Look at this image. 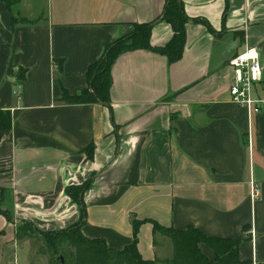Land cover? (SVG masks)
I'll return each instance as SVG.
<instances>
[{"label":"crops","instance_id":"0c3cea01","mask_svg":"<svg viewBox=\"0 0 264 264\" xmlns=\"http://www.w3.org/2000/svg\"><path fill=\"white\" fill-rule=\"evenodd\" d=\"M165 2L0 0V112L9 121L0 129V263L29 241L49 264L35 230L78 221L65 188L90 179L81 193L88 238L121 249L131 220L148 218L238 238L240 259L264 264V111L229 95V60L251 46L261 72L252 95L264 99V0H182L190 19L177 61L126 51L112 65L108 105L61 98L89 89L88 67L134 24L151 22L150 43L165 45L173 33ZM25 223L34 233L17 239ZM137 248L144 259L172 255L171 240L148 221Z\"/></svg>","mask_w":264,"mask_h":264},{"label":"trees","instance_id":"16d2710c","mask_svg":"<svg viewBox=\"0 0 264 264\" xmlns=\"http://www.w3.org/2000/svg\"><path fill=\"white\" fill-rule=\"evenodd\" d=\"M9 6L11 0H3ZM13 18V17H12ZM14 19V18H13ZM24 20V18H19ZM162 19L169 23L173 33L169 41L163 46L152 45L150 43L151 22L134 24L129 33L116 39L110 40L105 44L101 56L95 60L87 69L89 77V89L84 88L79 93L70 95L64 92L61 97L63 100L81 103L100 101L108 105L110 102V86L112 82L111 68L117 57L126 51L145 49L164 55L168 62L177 61L184 49L185 24L190 19L185 14L182 0H166ZM16 19L13 20V23ZM8 118L0 112V129H7L9 126ZM90 179H86L81 185H68L65 194L71 197L79 206L80 218L78 221L69 225L68 228L55 231H39L44 236L46 244H41L39 252L51 251L52 259L49 264H247L239 257L238 238H226L211 236L203 233L193 225L184 229L173 228L158 224L152 219H132V241L121 249L110 248L105 240L88 238L81 233L80 224L85 217L83 197L81 193L90 185ZM144 221L152 224V231L160 232L171 240L172 255L164 259L153 260L143 258L137 248V232L139 226ZM25 229L18 227L16 238L21 239L25 236L32 237L33 229L29 223H25ZM66 242L73 248L69 255L63 252L61 245ZM200 244H206L212 249L213 257L209 258L200 249ZM61 254L62 260L55 256ZM64 260V261H63Z\"/></svg>","mask_w":264,"mask_h":264},{"label":"built area","instance_id":"2783aa9c","mask_svg":"<svg viewBox=\"0 0 264 264\" xmlns=\"http://www.w3.org/2000/svg\"><path fill=\"white\" fill-rule=\"evenodd\" d=\"M233 67V78L229 85V95L233 102L246 108L248 111H264V99L254 98L252 95L253 83L260 81V57L255 47L246 46L242 52L229 60ZM252 191H259L252 186Z\"/></svg>","mask_w":264,"mask_h":264},{"label":"rangeland","instance_id":"374dc122","mask_svg":"<svg viewBox=\"0 0 264 264\" xmlns=\"http://www.w3.org/2000/svg\"><path fill=\"white\" fill-rule=\"evenodd\" d=\"M20 227L25 229L26 225L20 226ZM32 232L34 233V231H32ZM34 234H36V236H38L40 244H43V245L46 244L45 239L50 236V235L44 236L42 234H39L37 231ZM24 243L25 244L19 245L18 247H16V250L14 253L12 252L13 248H11L8 251V254L11 255L12 258H13V254L15 255L16 259L14 261L12 260L11 263L10 262L8 263V261H10V259L7 258V254H6L5 259L0 264H44L45 261L43 259L47 258L46 255L42 254L40 256H35L34 253L32 254L29 251L31 249V246L34 243L33 242L31 243L29 241H25ZM61 248L63 249V252H66V254L69 255V252H70V250H72L73 247L71 245H69L68 243L64 242L61 245ZM46 252L48 254H50V256L52 257L51 251L49 249L46 250ZM59 255L61 256V254H58L55 257L58 258L57 256H59ZM61 257L63 258V256H61Z\"/></svg>","mask_w":264,"mask_h":264},{"label":"water","instance_id":"95a60500","mask_svg":"<svg viewBox=\"0 0 264 264\" xmlns=\"http://www.w3.org/2000/svg\"><path fill=\"white\" fill-rule=\"evenodd\" d=\"M57 257H59L61 260H62V257L59 255V256H57Z\"/></svg>","mask_w":264,"mask_h":264}]
</instances>
